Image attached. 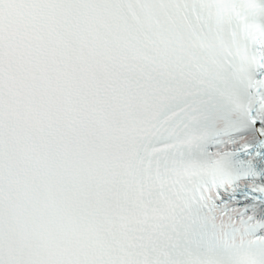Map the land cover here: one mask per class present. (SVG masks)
<instances>
[{
  "label": "snow or ice",
  "instance_id": "6c2138e0",
  "mask_svg": "<svg viewBox=\"0 0 264 264\" xmlns=\"http://www.w3.org/2000/svg\"><path fill=\"white\" fill-rule=\"evenodd\" d=\"M27 2L67 20L0 35V264H264V0Z\"/></svg>",
  "mask_w": 264,
  "mask_h": 264
}]
</instances>
